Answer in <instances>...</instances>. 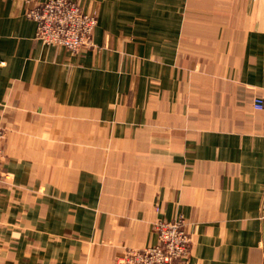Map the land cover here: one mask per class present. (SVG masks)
<instances>
[{"label": "crops", "instance_id": "1", "mask_svg": "<svg viewBox=\"0 0 264 264\" xmlns=\"http://www.w3.org/2000/svg\"><path fill=\"white\" fill-rule=\"evenodd\" d=\"M46 1L0 0V264H120L177 218L186 264H264V0H73L79 53Z\"/></svg>", "mask_w": 264, "mask_h": 264}, {"label": "built area", "instance_id": "2", "mask_svg": "<svg viewBox=\"0 0 264 264\" xmlns=\"http://www.w3.org/2000/svg\"><path fill=\"white\" fill-rule=\"evenodd\" d=\"M27 17L36 22V39L46 46L61 47L71 53L94 48L97 11L86 12L73 0H49L30 9ZM253 107L263 111L264 99L254 98ZM6 133V128L0 124V143ZM186 225L183 218L172 222L157 221L154 231L158 243L142 250H128L121 257L120 264H186L192 253V241Z\"/></svg>", "mask_w": 264, "mask_h": 264}]
</instances>
